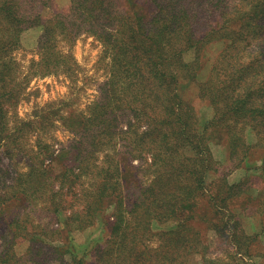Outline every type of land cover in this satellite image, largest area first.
Masks as SVG:
<instances>
[{
    "label": "trees",
    "instance_id": "trees-1",
    "mask_svg": "<svg viewBox=\"0 0 264 264\" xmlns=\"http://www.w3.org/2000/svg\"><path fill=\"white\" fill-rule=\"evenodd\" d=\"M31 29L40 31L33 74L69 70V55L60 44L73 43L83 33L96 37L113 63L89 116H62L78 135L75 143L56 155L48 150L52 163L45 165L42 159L26 178L16 177L22 190L10 197L0 194V220L5 221L0 225V264H87L86 250L79 253L82 246L71 232L95 224L107 199L115 208L107 216L108 238L91 251L93 264H249L256 254L264 264V228L249 232L243 221L264 212V159L250 164L257 149L264 150V0H0L4 138L11 133L9 113L27 88L16 52ZM193 99L210 107L212 115L201 114ZM121 114L132 116L127 129ZM142 115L148 129L130 141L158 166L148 185L138 174L128 177V170L117 179L119 168L110 160L114 155L108 154L101 166L89 165V157L97 159L98 150L112 146L118 132H134L132 118ZM55 120L43 115L45 124ZM31 123L20 120L13 129ZM249 130L255 141L248 139ZM221 140L233 160L229 171L246 164L259 172L229 182L210 148ZM79 159L82 173L86 166L99 168L95 175L100 181L83 196L82 209L63 221L62 243L44 234L48 230L41 224H31L29 231L26 215L12 200L23 201L20 208L47 200L51 220L59 222L63 199L56 185L69 178L70 161ZM212 171L215 179H210ZM254 178L263 185H253ZM127 185H133L131 192ZM168 221L174 222L155 228ZM155 236L159 244L152 246ZM23 241L30 243L20 254L16 246Z\"/></svg>",
    "mask_w": 264,
    "mask_h": 264
},
{
    "label": "rangeland",
    "instance_id": "rangeland-1",
    "mask_svg": "<svg viewBox=\"0 0 264 264\" xmlns=\"http://www.w3.org/2000/svg\"><path fill=\"white\" fill-rule=\"evenodd\" d=\"M39 33L38 29L28 30L23 38L25 46L16 52L20 62L19 76L22 78L21 80L28 82L22 100L9 113L8 127L11 130L10 136L4 138L0 135V194H4L6 197L16 194L15 190L17 189L22 190L23 186L21 184L16 185L17 182L21 178H26V174L37 167L42 159L45 161V165L52 163L46 154L48 150L53 149L56 155L64 147H69L75 143L78 135L66 126L62 116H78V114L89 116V106L101 99L102 85L110 77V69L113 63L103 44L93 35L83 33L73 43L61 42L60 44L63 52L69 55L67 61L69 70L61 69L50 73L33 74V68L30 66L33 61L39 60V55L35 50ZM193 100L200 109L201 114L212 115L210 107L197 99ZM45 113L51 117H56L55 123L45 124L43 121ZM121 115L127 118L123 123V128L127 129L128 119L132 116ZM132 119L135 121L134 132H118L115 143L106 149L98 150L97 159H90L89 157L88 162L89 165L97 162L101 166L105 164L108 154L114 155V159L110 160L114 163L113 167L118 166L119 168L117 179H121V175L123 176L124 172L128 170V177L131 173L138 174L148 185L154 179L158 166L153 164L154 159L150 157L149 153L142 156L141 150L135 148L134 143L130 141L136 136V132L142 133L148 129V119L145 115H142L139 119L136 117ZM20 120L32 123L16 131L13 129L14 125ZM45 125L47 128L43 129ZM248 139L250 141L256 140L253 131L249 130ZM210 148L212 156L219 162L221 172L224 173L225 171L231 183L239 182L248 175L259 172L256 168H248L246 164L243 167L229 171L227 167L233 163V160H231L227 144L222 140L220 142H212ZM257 150L255 156L250 158V164L254 161L253 159H256L257 164L261 163V160L258 159H264V150ZM117 151L119 153L115 155ZM80 160L70 161L71 164L68 166L69 171L67 172L69 178L65 180L59 179L57 182L56 189L60 190L59 196L63 199V209L60 214L58 213L59 222L54 223V220H51L53 212L48 208L50 204L47 200L36 199L32 202L34 204L31 203L28 207L22 208L19 206L23 204V201H20L18 197L12 200L18 205L16 210H20L26 215L25 224L29 227V231L33 229L31 224H41L48 230L44 234L54 239V243H62V239L66 237L65 231H62L63 221L71 213L82 209L80 204L81 202L83 203V196L92 191L95 188L94 185L100 181V178L95 175L99 168L86 166L84 173H82L77 163ZM127 161L130 163L128 167L125 166ZM151 163L152 166L150 165ZM54 166L58 170L61 169L58 161ZM136 166H141L140 172H138ZM58 170L55 171L56 174ZM77 173L79 174L76 178L77 182H72ZM211 174L212 177L210 179H215L217 173L212 171ZM17 176H20L18 180L16 179ZM61 178H63L62 175ZM130 180L134 179L131 178ZM254 182H261V185H263L262 179L254 178L252 179V184L256 185ZM127 186V189L131 192L133 185L132 187ZM248 193L256 194L253 189H250ZM107 200V209L105 208V211L96 217L95 224L86 228L75 229L71 232V237L74 238L79 247L80 245L82 246L79 249V253L82 254L86 250V254L89 256L87 264H93L91 251H94V246L105 243L109 235L106 221L108 214L115 208V202L111 199ZM243 221L249 232L262 230L264 228V212L245 218ZM173 222L168 221L165 225L155 223L154 225L156 229H159ZM4 223V220H0V225ZM152 238L150 244L157 246L159 238L157 236ZM210 240L213 241V238ZM261 242L264 244V229ZM29 243V241L19 243L16 246L18 253L23 254L27 250ZM224 255L229 259L227 253ZM260 261L261 257L256 254L249 258L248 263L259 264ZM52 264H59V262L55 261Z\"/></svg>",
    "mask_w": 264,
    "mask_h": 264
}]
</instances>
